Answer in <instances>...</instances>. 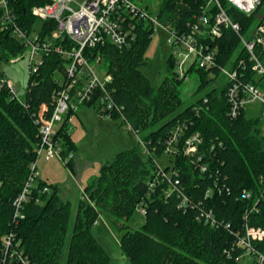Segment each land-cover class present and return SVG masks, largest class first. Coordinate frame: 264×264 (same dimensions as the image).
I'll return each mask as SVG.
<instances>
[{
	"label": "trees",
	"instance_id": "obj_1",
	"mask_svg": "<svg viewBox=\"0 0 264 264\" xmlns=\"http://www.w3.org/2000/svg\"><path fill=\"white\" fill-rule=\"evenodd\" d=\"M218 1L241 27L243 35L250 38L253 27L264 25V0L249 16L226 0ZM49 2L10 0L18 25L28 32L35 30L40 38L48 36L55 24L40 22L37 28L30 11ZM159 2L158 20L179 33L186 32L188 25L202 15L212 20L217 10L216 5H208L209 0ZM151 35L149 28L140 23L137 37L129 47L118 49L107 43L85 51L90 63L100 56L102 69L112 77L108 85L115 106L111 120H119L121 113L134 133L143 135L140 141L149 155L143 158L138 148H132L105 163L99 176L83 189L73 221L71 203L60 200L57 186L39 178L23 205L22 219L16 218L13 204L24 188L31 164L36 161L40 135L34 117L41 121L50 117L53 94L60 88L56 77L64 76L69 60L55 52L44 55L37 72H29L23 101L0 88V264L4 254L2 238L9 234H13V245L29 264H109L108 255L92 233V227L103 214L118 230H124L119 247L130 264H239L234 261L239 251L233 249V244L236 235L244 232V214L254 206L248 215V225L264 231V135L259 119L247 118L245 111L237 118L229 117L224 81L219 88L207 90L188 105L180 95L184 80L175 77L174 72L153 87L141 71ZM202 41L216 49L218 65L235 66L242 58L245 74L252 75L248 54L231 29H223L219 39L211 41L205 37ZM65 42L67 48L71 46L68 40ZM25 48L22 40L0 31V64L23 57ZM255 54L264 64V43L255 48ZM165 68L169 72L174 68L171 54ZM192 72L199 78L197 92L204 91L219 75L215 72L213 78L210 72L196 67L189 70ZM98 96L96 91L88 106L94 107ZM71 115L70 111L55 139L60 143L65 166L74 174L73 157L66 161L76 151L68 129ZM178 125L185 128L184 136L200 134L202 163L208 167L207 172H202L182 156L175 155L173 160L169 157L178 174L180 193L190 200L185 209L179 207L177 195H165V184L153 191L149 188L154 158L162 157L165 142ZM216 184L224 186L220 193L214 188ZM208 189L212 193L205 198ZM243 192L251 197L243 198ZM141 203L146 209L143 225L137 230H127L124 222ZM206 209L212 210L219 223L217 228L204 225ZM252 246L264 254V239L253 240ZM228 250L232 251V259L226 256ZM11 260L6 257L5 264L16 263Z\"/></svg>",
	"mask_w": 264,
	"mask_h": 264
},
{
	"label": "built area",
	"instance_id": "obj_2",
	"mask_svg": "<svg viewBox=\"0 0 264 264\" xmlns=\"http://www.w3.org/2000/svg\"><path fill=\"white\" fill-rule=\"evenodd\" d=\"M226 1L238 11L249 16L262 0H251V3L249 0ZM210 4L217 7L212 20L202 15L195 19L194 23L188 25L186 32L179 33L165 26L158 20L157 16H152L145 9L138 7L133 0H84L82 3H78L76 0H50L49 3L33 7L30 11L35 21H51L55 24V29L48 36L40 38L35 30L28 32L18 25L17 14L13 11L10 0H0V31L6 32L25 43L24 54L26 52L28 54L29 72L36 73L43 62V56L51 52L62 55L69 60L65 67L64 76L56 77V82L60 88L53 94L50 117L43 121L38 116L34 117V123L39 126L40 142L36 151V161L30 166L24 188L13 202L16 218H23L21 213L23 205L28 201L35 180L38 178V159L45 154L48 158L55 157L65 163L62 158L60 143L55 139V135L66 121L68 113L72 112L68 120L69 123L79 106H88L93 102L94 93L97 91L99 96L94 102L95 106L88 107L94 109L101 119H111V116L114 115L112 111L115 106L108 90L112 77L102 69L100 56L95 57L94 62L90 63L89 58L85 56V51L96 46H104L107 43L118 49L129 47L137 37V26L140 23L146 25L152 35L158 27H164L169 34L168 44L174 61L175 77L187 79L192 67L210 72V76L213 78L215 72L223 76L225 101L230 118L239 117L243 111L255 103L261 105L264 115V64L255 54V48L264 43V25L259 23L253 27L249 38L241 33V27L230 19L218 0H209L208 5ZM73 5L76 7L73 8ZM223 29H231L237 35L241 46L246 50L252 72L251 76L247 77L245 74L246 64L242 58L236 62L235 66L233 64L231 67L218 65L216 49H211L202 41L205 37L211 41L219 39ZM66 40L71 45L68 48L66 47ZM0 88H5L11 97L17 99L15 85L3 76L0 78ZM118 115L120 116L119 120L125 122L122 114L119 113ZM129 128L131 129L130 126ZM68 129L70 132L71 127L69 126ZM184 129L178 125L172 130L165 142L163 155H168L172 160L175 155L182 156L188 159L191 164L196 165L202 172H207V165L202 163L203 153L200 151L202 144L200 134L195 132L184 136ZM140 143L143 145L146 155H149L144 144L141 141ZM72 157L70 154L66 161ZM169 162L172 166L167 165L163 168L156 161L154 162L149 188L153 191L156 186L165 184V195H177L180 199L179 207L185 209L190 204V200L180 193L178 174L173 169V161L169 160ZM223 187V185L217 184L214 186L218 193ZM211 193L212 189H208L205 198H208ZM242 197L249 199L251 194L243 192ZM254 209L255 206L244 214V232L236 235L237 238L233 244V249L239 251L234 261L239 264H244L242 262L244 258H248V262L245 264H264V254L252 246L253 240L262 241L264 239V231L248 225V215ZM136 211L144 217L146 215L145 204H139ZM203 219L204 225L210 228L219 226L211 209L205 210ZM225 227L228 228L229 225ZM13 241V234L2 238L4 254L1 264H5L6 257L8 260L12 259L11 262L15 260L18 264H29L28 259L17 251ZM225 252L227 258L232 259V251ZM16 263L12 262V264Z\"/></svg>",
	"mask_w": 264,
	"mask_h": 264
},
{
	"label": "rangeland",
	"instance_id": "obj_3",
	"mask_svg": "<svg viewBox=\"0 0 264 264\" xmlns=\"http://www.w3.org/2000/svg\"><path fill=\"white\" fill-rule=\"evenodd\" d=\"M76 1L82 3L84 0ZM133 2L152 16H156L160 3L159 0H133ZM74 7L76 6L73 5ZM36 22V27L39 28L40 22ZM168 38L169 34L164 27L156 29L145 52V64L141 67L142 73L155 88L164 78L172 76L174 72V70L169 72L165 68L166 60L171 54ZM0 71L3 72V77L6 80L15 85L17 99L23 101L29 77L27 52L23 57L17 56L6 64L1 63ZM223 81V76L218 75L204 91L197 92L198 75L195 72L189 73L187 79L180 86L181 98L188 105L194 99L202 97L207 90L213 87L219 88ZM245 115L247 118L259 119L261 134L264 135V115L261 105L255 103L248 107L245 110ZM68 125L71 127L70 139L76 145L74 152L77 165L76 174L71 173L62 161L55 157L48 158L45 154L37 161V171L40 173V177L46 179L49 184L57 185L62 202L71 203L70 219L73 221L82 197L81 190L99 176L100 169L105 163L111 162L117 153L132 148H138V153L143 158H147V155L139 141L143 137L142 134H135L128 124L121 120L99 118L94 109L85 105L78 107ZM154 159L162 168L167 165L172 166L169 162V156L166 154ZM50 164L51 171L47 172ZM46 172L47 177L44 175ZM108 218L104 214L100 216L92 227V233L108 255L109 264H130L119 247V239L124 230H118L109 222ZM143 223L144 217L138 211H135L133 216L124 222L126 229L132 231L139 229ZM242 262L247 263L248 258H244Z\"/></svg>",
	"mask_w": 264,
	"mask_h": 264
},
{
	"label": "crops",
	"instance_id": "obj_4",
	"mask_svg": "<svg viewBox=\"0 0 264 264\" xmlns=\"http://www.w3.org/2000/svg\"><path fill=\"white\" fill-rule=\"evenodd\" d=\"M86 107H88V106H86ZM90 108V107H89ZM82 114H84V112L82 111ZM76 146V145H75ZM47 161V160H46ZM60 161V160H59ZM72 161H73V165H74V174H76V169H77V165H76V163H75V155H74V153H73V159H72ZM64 163V162H63ZM65 164V163H64ZM50 168V169H49ZM49 168H48V170H47V172H49V171H51V164H50V166H49ZM47 172L46 173H44V175H45V177H47L48 175H46L47 174ZM37 173H38V171H37ZM41 175H40V173H38V178L39 179H41V180H43V181H45L47 184H49V182L46 180V179H43V178H41L40 177ZM51 185V184H50ZM55 186H57V185H55ZM59 190V189H58ZM83 192V190H81V193ZM59 194H60V191H59Z\"/></svg>",
	"mask_w": 264,
	"mask_h": 264
},
{
	"label": "clouds",
	"instance_id": "obj_5",
	"mask_svg": "<svg viewBox=\"0 0 264 264\" xmlns=\"http://www.w3.org/2000/svg\"><path fill=\"white\" fill-rule=\"evenodd\" d=\"M249 2L251 3V0H249Z\"/></svg>",
	"mask_w": 264,
	"mask_h": 264
},
{
	"label": "bare ground",
	"instance_id": "obj_6",
	"mask_svg": "<svg viewBox=\"0 0 264 264\" xmlns=\"http://www.w3.org/2000/svg\"><path fill=\"white\" fill-rule=\"evenodd\" d=\"M153 173V172H152Z\"/></svg>",
	"mask_w": 264,
	"mask_h": 264
}]
</instances>
